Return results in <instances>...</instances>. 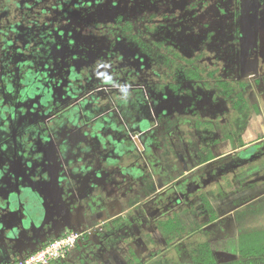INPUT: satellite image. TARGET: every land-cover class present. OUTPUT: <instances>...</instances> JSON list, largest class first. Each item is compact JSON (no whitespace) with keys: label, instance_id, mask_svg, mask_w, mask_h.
Segmentation results:
<instances>
[{"label":"flooded vegetation","instance_id":"1","mask_svg":"<svg viewBox=\"0 0 264 264\" xmlns=\"http://www.w3.org/2000/svg\"><path fill=\"white\" fill-rule=\"evenodd\" d=\"M263 100L264 0H0V213L21 191L46 210L0 240L79 231L60 264H147L172 213L210 231L263 189Z\"/></svg>","mask_w":264,"mask_h":264},{"label":"trees","instance_id":"2","mask_svg":"<svg viewBox=\"0 0 264 264\" xmlns=\"http://www.w3.org/2000/svg\"><path fill=\"white\" fill-rule=\"evenodd\" d=\"M197 125L199 132L211 128L208 123L198 122ZM217 127L215 126V129ZM252 166H255V161ZM11 175L13 176V174ZM254 195L256 197L248 198L244 205L233 213V216L222 217L224 213L212 214L210 221L217 219L218 221H215L214 228H211L210 231L201 229L199 225L185 226L178 219L177 213H172L166 220H159L155 225L164 235V245L161 242L159 245L166 246L165 251L163 255L153 256L147 264H264V222L260 220L264 217V188ZM15 211L11 212L14 214ZM3 217L5 216L0 213V230L2 231L10 228L9 222H5ZM123 218L121 217L122 220H124ZM220 225H225L228 228L222 230ZM209 233H211V237H208ZM64 234L65 232L55 235L39 246H44ZM153 242L151 240V243ZM6 243L10 245L9 241ZM78 247L80 246L68 250L62 258L52 261L50 264H60L69 255L76 252ZM127 259L129 260V257ZM142 263H146V261L135 260L131 264Z\"/></svg>","mask_w":264,"mask_h":264},{"label":"rangeland","instance_id":"3","mask_svg":"<svg viewBox=\"0 0 264 264\" xmlns=\"http://www.w3.org/2000/svg\"><path fill=\"white\" fill-rule=\"evenodd\" d=\"M92 100H94V101H96V102H98V100H102V102L104 103L105 101H103L104 100V98H102V97H100L99 95H97V96H94L93 97V99ZM109 105V104H108ZM259 125H261L262 127H263V129H264V100H263V112L261 113V115H258V117L256 118V119H254L250 124H249V126H248V129L249 130H251V135H246V137H248V138H254V137H258V136H260V133L262 132V131H264V130H262L261 128L260 129H258V127H259ZM251 127V128H250ZM262 134H264V133H262ZM247 139V138H246ZM3 152H5V150H3ZM5 159H9V158H7V157H4ZM43 158V157H42ZM41 158V159H42ZM41 159H39V160H41ZM43 160L44 159H42V161L41 162H39V163H43ZM24 161H25V163L27 162V165L25 166V170H24V173L26 174H28V171L30 172V170H31V168H33V169H35V168H37V166H33V167H31L32 165H31V162L30 161H28V160H25L24 159ZM20 162V161H19ZM21 163V162H20ZM30 163V164H29ZM261 163H263V160L262 161H260L259 163H257V165H256V167H253L254 168V170H253V173L255 174V176H257V177H259L261 174H263L264 173V168L262 169V167H264V164H261ZM38 165H41V164H38ZM73 166V165H72ZM8 168V167H7ZM30 169V170H29ZM38 169L40 170V166L38 167ZM231 172V171H230ZM230 172H225L224 174H225V178L227 179V178H230V176H231V174H229ZM249 172V170H247V172L246 171H244L243 172V175H245L246 173H248ZM239 174V173H238ZM240 176H241V174H240ZM0 178H1V175H0ZM30 185V184H29ZM24 188L25 189H28L27 187H23V190H24ZM261 188V187H260ZM262 188H264V179H263V182H262ZM29 194L27 195V193L26 192H24V191H21V192H19V194H18V198L23 202V205H24V207H23V211H22V213H20V211H15V213H14V218L16 219V224H13V225H17L18 226V228H22V229H27L28 227H31V226H34L33 225V223H39L40 222V220H43L45 217V208H44V206H42L41 204H40V202H39V199L41 198V197H38L37 196V194H32V193H30V192H28ZM11 196H12V194H11ZM16 198L17 199V197L16 196H12V198ZM90 201H91V203L87 200L86 202L87 203H90V205L92 206V209H93V211H95V209H96V207H95V205H94V203L96 202V197H95V194H90ZM12 198H10V200H8L7 202L9 203L10 201V204H6L7 206H9V208L10 209H12V208H14V203H13V200H12ZM215 200V202L214 203H216V206L217 207H222V200H220V201H218L219 199H214ZM219 204V205H218ZM73 205H75V204H73ZM73 207V206H72ZM88 207H89V205H88ZM74 208H76V207H74ZM219 211L220 210H222V208L221 209H218ZM12 213V212H11ZM95 213V212H94ZM96 214V213H95ZM105 214V213H104ZM97 216V215H96ZM13 218V217H12ZM186 217H185V215H184V219H185ZM204 219H207V217H205ZM262 220H264V217H262L261 218ZM207 221V220H206ZM201 222H205V221H201ZM20 224V225H19ZM30 224V225H29ZM24 225V226H23ZM194 225H196L195 223H194ZM211 228L213 229L214 228V225H211ZM5 238L6 237H8V235H4V234H2ZM7 241V240H6ZM6 241L5 240H0V260L2 261V263H0V264H6L7 263V261L8 262H10L11 260H12V257H16V255H15V252H14V255L12 256H10V254H11V252H10V250H11V247L6 243ZM29 246H32V245H29ZM39 247V245L38 246H36V247H34V246H32V247H30V251H28V253L29 252H32V251H34L35 249H37ZM7 252H8V254H7ZM27 253V252H26ZM25 253V254H26ZM21 256L22 255H24V253L23 254H20ZM3 260H4V263H3ZM10 260V261H9Z\"/></svg>","mask_w":264,"mask_h":264},{"label":"built area","instance_id":"4","mask_svg":"<svg viewBox=\"0 0 264 264\" xmlns=\"http://www.w3.org/2000/svg\"><path fill=\"white\" fill-rule=\"evenodd\" d=\"M79 231H68L63 236L49 241L44 246H39L32 252L13 258L8 264H50L62 258L68 250L75 246L81 237Z\"/></svg>","mask_w":264,"mask_h":264},{"label":"crops","instance_id":"5","mask_svg":"<svg viewBox=\"0 0 264 264\" xmlns=\"http://www.w3.org/2000/svg\"><path fill=\"white\" fill-rule=\"evenodd\" d=\"M251 188L252 187H250L249 189H250V191H251ZM249 189H246L245 191L247 192H249ZM219 205V204H218ZM226 207H229L228 206V204H227V200L226 199H224V200H222V208H226ZM225 214V213H224ZM223 214V215H224ZM205 217H207L208 218V216L206 215V213H200V214H198V222H201V221H206L204 218ZM224 217V216H223ZM0 263H2V261L0 260Z\"/></svg>","mask_w":264,"mask_h":264},{"label":"water","instance_id":"6","mask_svg":"<svg viewBox=\"0 0 264 264\" xmlns=\"http://www.w3.org/2000/svg\"><path fill=\"white\" fill-rule=\"evenodd\" d=\"M263 179H264V177L262 178V180H263ZM14 210L18 211L17 209L14 208V209H11L10 212H11V211H14ZM35 224H36V223H33V225H35ZM29 225H30V224H29ZM23 226H24V225H23ZM8 230H9L11 233H13V232H15L16 230H18V226H17V225H10V228H9ZM9 237H10V236L4 238V240H5V241L7 240L6 242H8V241L11 242L13 237H11V238H9Z\"/></svg>","mask_w":264,"mask_h":264},{"label":"clouds","instance_id":"7","mask_svg":"<svg viewBox=\"0 0 264 264\" xmlns=\"http://www.w3.org/2000/svg\"><path fill=\"white\" fill-rule=\"evenodd\" d=\"M125 95H127V93H125Z\"/></svg>","mask_w":264,"mask_h":264}]
</instances>
